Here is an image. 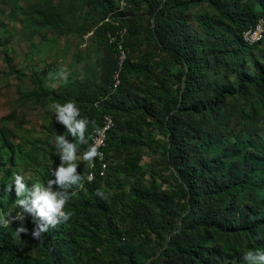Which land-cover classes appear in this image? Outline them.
I'll return each mask as SVG.
<instances>
[{"label": "trees", "instance_id": "1", "mask_svg": "<svg viewBox=\"0 0 264 264\" xmlns=\"http://www.w3.org/2000/svg\"><path fill=\"white\" fill-rule=\"evenodd\" d=\"M119 1H85L105 43L101 76L61 90L92 122L90 134L103 115L114 120L109 171L93 183L88 166L80 172L84 187L69 190L66 208L74 215L40 240L17 238L20 221L0 225V264H242L246 251H264L263 147L251 137L238 148L262 132L264 39L249 45L243 35L264 18V0ZM34 2L44 25L61 10ZM204 3L213 12L194 25L191 9ZM243 51L262 61L251 70ZM24 226L36 227L30 214Z\"/></svg>", "mask_w": 264, "mask_h": 264}, {"label": "rangeland", "instance_id": "2", "mask_svg": "<svg viewBox=\"0 0 264 264\" xmlns=\"http://www.w3.org/2000/svg\"><path fill=\"white\" fill-rule=\"evenodd\" d=\"M30 1L0 0V216L18 209L15 202L20 197L16 194L15 174L23 175L29 188L37 181L46 183V172L51 174L54 165L61 162L57 135H67L69 141L75 142L66 126L56 121L49 106L67 102L64 98L70 100L62 95L65 86L84 78L99 79L105 55V43L95 32L97 16L89 13L86 0H47L61 8L47 25L40 19L44 12L36 8L35 0ZM119 2L123 6V0ZM208 11L213 9L206 3L192 7L191 22L197 25L200 14ZM28 18L34 27L25 23ZM232 47L235 51L239 48L236 43ZM248 53L241 56L252 70L254 63L262 59L259 53ZM62 69L66 70V79H57L56 74ZM230 80H234V75ZM45 90L50 98L44 105L21 97V92ZM260 128L261 133L256 128L241 140L238 148L245 147L246 138L253 137L251 141L263 147L264 152V120ZM87 135L88 144L79 145L81 154L93 138L89 128ZM86 168L84 162L78 165L83 174Z\"/></svg>", "mask_w": 264, "mask_h": 264}, {"label": "clouds", "instance_id": "3", "mask_svg": "<svg viewBox=\"0 0 264 264\" xmlns=\"http://www.w3.org/2000/svg\"><path fill=\"white\" fill-rule=\"evenodd\" d=\"M56 78L66 79V70L62 69ZM49 107L54 111L56 121L66 126L67 133L75 138V142L69 141L67 135H57L56 147L61 162L53 172L54 179L47 183L37 181L29 188L25 177L15 174L16 194L20 197L15 204L22 211L12 215L10 210L6 216H0V225L8 227L10 223L20 221V226L15 230L17 238L23 233L40 240L45 233L67 223L74 215L73 211L66 210L69 190L84 187V177L78 171V165L84 162L88 167H93L95 159L101 156L98 143L90 144L83 154L80 153L79 145L88 144L87 133L92 122L81 116V109L74 100L63 104L56 102ZM88 180L91 181L92 177L89 176ZM97 194L104 195L101 189L97 190ZM25 214H30L36 224L31 233L24 226ZM243 260L245 264H264V251L250 249L243 254Z\"/></svg>", "mask_w": 264, "mask_h": 264}, {"label": "built area", "instance_id": "4", "mask_svg": "<svg viewBox=\"0 0 264 264\" xmlns=\"http://www.w3.org/2000/svg\"><path fill=\"white\" fill-rule=\"evenodd\" d=\"M124 3V0H123ZM106 20H109L107 18ZM123 34V32H122ZM109 40L112 42L116 39L115 36L112 35L111 32L108 33ZM243 38L246 43L249 45H255L261 42L264 39V18H262L255 27H252L244 32ZM118 48L120 52L121 62L125 58V50L122 46L121 42H118ZM119 83L117 74L114 78L113 88L115 89ZM114 128V120L110 116L106 114L103 115L102 118V127L98 128L93 133V138L91 139L90 144L98 143L99 144V152L101 156H98L94 161L93 167H88V172L86 174L87 183H93L97 177L105 178L109 171V163L106 157V148H107V137L109 132ZM54 171H50L53 176ZM91 176L92 180L89 181L88 177ZM54 177V176H53Z\"/></svg>", "mask_w": 264, "mask_h": 264}]
</instances>
